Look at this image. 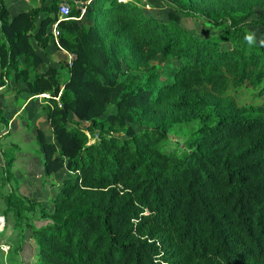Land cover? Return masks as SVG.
Listing matches in <instances>:
<instances>
[{
	"label": "trees",
	"instance_id": "16d2710c",
	"mask_svg": "<svg viewBox=\"0 0 264 264\" xmlns=\"http://www.w3.org/2000/svg\"><path fill=\"white\" fill-rule=\"evenodd\" d=\"M46 2L9 20L0 0V88L10 79L31 97L49 95L57 145L43 142L44 174L71 176L47 211L17 196L4 161L0 264L27 247L34 264H264V102L243 109L214 95L230 87L264 95V45L245 39L258 26L264 40V0H172L211 30L206 37L176 13L168 22L146 15L139 0H91L89 26L58 24L59 46L75 56L63 84L41 70L31 44L53 42L45 30L58 19ZM107 106L115 113L105 115ZM69 113L90 123L94 143L67 129ZM196 120L183 152L162 148L172 126Z\"/></svg>",
	"mask_w": 264,
	"mask_h": 264
},
{
	"label": "rangeland",
	"instance_id": "374dc122",
	"mask_svg": "<svg viewBox=\"0 0 264 264\" xmlns=\"http://www.w3.org/2000/svg\"><path fill=\"white\" fill-rule=\"evenodd\" d=\"M117 2H120V0H117ZM139 3L142 5V11L146 15H151L158 21L168 22L169 14L176 13L180 20L179 24L195 36L206 37L211 33V30L202 26L199 21L185 18L177 12L172 0H139ZM4 4L7 8L9 20H12L20 13L38 8L40 5L39 0H4ZM52 4L54 5L58 19L59 0H47L46 5ZM89 5H91V2ZM78 7L79 4L75 5L71 3L70 12H76ZM44 17L45 14H42L38 18L37 26ZM54 23H51L45 30L46 34H51L53 42H49L44 47H41L38 45L37 40L33 38L31 44L35 53L43 62L41 70L46 71L47 68H52L57 72V78L60 83L63 84L69 76L68 70L72 66L75 56L55 43L53 37ZM78 23L83 27L90 24V22L85 21V18H82ZM252 33L255 34L254 43L262 45L260 44V41L263 40L260 28L258 26L247 28V35ZM21 65L22 62L20 61L19 66L21 67ZM149 65L155 66L161 74L167 71L164 64L157 60L150 61ZM123 70L129 72L126 65H123ZM258 92V90L248 87L239 89L230 87L218 90L214 95L221 104H231L238 108L250 109L256 108L264 102V95L259 96ZM47 99H49L48 94L31 97L24 83L16 84L10 79L6 81L4 87L0 88V112L2 118L8 121L6 128L0 125V134L2 136L0 137V168L4 165L5 160L11 159L12 177L9 185L14 189L17 196L25 201L34 202L47 211H51L52 200L57 194L61 183L64 179L70 177L71 174L65 168L50 175L44 174L43 142L57 145L53 129L47 119L50 105ZM56 102H58V98H56ZM114 113L115 107L107 106L105 115ZM128 126L136 131L144 129V127L132 124H128ZM66 127L68 130L77 127L83 131L89 140V144L94 143L96 140V132L89 131L90 123L79 121L72 113L68 115ZM197 127V120L189 123L175 124L170 128L167 139L162 143V148L166 152H183L186 149L187 141L197 130ZM29 218L37 222L36 216L34 217L30 214ZM26 249L22 255L16 257L14 264L35 263L34 249L30 247ZM5 257L6 255L4 254Z\"/></svg>",
	"mask_w": 264,
	"mask_h": 264
},
{
	"label": "built area",
	"instance_id": "2783aa9c",
	"mask_svg": "<svg viewBox=\"0 0 264 264\" xmlns=\"http://www.w3.org/2000/svg\"><path fill=\"white\" fill-rule=\"evenodd\" d=\"M91 2V0H59L58 4V20L53 24V37L55 43L59 46L58 44V37L60 36V31L58 30V24L61 21H68V20H76L79 21L81 20L84 15L86 14V7L88 4ZM71 3L78 5L79 7L77 8L78 15L76 18L71 17V12H70V6ZM5 219L0 216V234L4 232L5 230ZM0 250L3 251L4 254H7L8 247L5 245L0 246Z\"/></svg>",
	"mask_w": 264,
	"mask_h": 264
},
{
	"label": "clouds",
	"instance_id": "9594fccd",
	"mask_svg": "<svg viewBox=\"0 0 264 264\" xmlns=\"http://www.w3.org/2000/svg\"><path fill=\"white\" fill-rule=\"evenodd\" d=\"M245 39L248 41L249 44H252L255 42V34L252 33V34H249L245 37ZM260 44L264 45V40H261L260 41Z\"/></svg>",
	"mask_w": 264,
	"mask_h": 264
},
{
	"label": "crops",
	"instance_id": "0c3cea01",
	"mask_svg": "<svg viewBox=\"0 0 264 264\" xmlns=\"http://www.w3.org/2000/svg\"><path fill=\"white\" fill-rule=\"evenodd\" d=\"M25 250H27V249H25ZM25 250H24V251H25Z\"/></svg>",
	"mask_w": 264,
	"mask_h": 264
}]
</instances>
